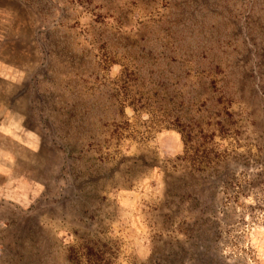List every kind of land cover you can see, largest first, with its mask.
Returning <instances> with one entry per match:
<instances>
[{"label":"rangeland","instance_id":"1","mask_svg":"<svg viewBox=\"0 0 264 264\" xmlns=\"http://www.w3.org/2000/svg\"><path fill=\"white\" fill-rule=\"evenodd\" d=\"M0 264H264V0H0Z\"/></svg>","mask_w":264,"mask_h":264},{"label":"trees","instance_id":"2","mask_svg":"<svg viewBox=\"0 0 264 264\" xmlns=\"http://www.w3.org/2000/svg\"><path fill=\"white\" fill-rule=\"evenodd\" d=\"M119 109H120V112H121V106H120ZM119 109H118V111H119ZM97 118H98V120H99V119L101 120V116H98V115H97ZM109 119H110L109 123H111V124H114V123H115V117H114L113 115H112ZM101 122H102V123H103V122L107 123L108 121H107V120L104 121V119H102Z\"/></svg>","mask_w":264,"mask_h":264}]
</instances>
